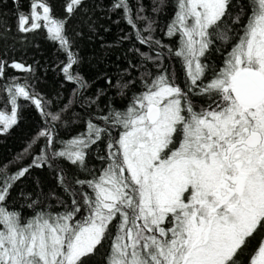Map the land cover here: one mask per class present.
Returning a JSON list of instances; mask_svg holds the SVG:
<instances>
[{
	"label": "snow or ice",
	"instance_id": "snow-or-ice-1",
	"mask_svg": "<svg viewBox=\"0 0 264 264\" xmlns=\"http://www.w3.org/2000/svg\"><path fill=\"white\" fill-rule=\"evenodd\" d=\"M12 4L74 87L56 107L9 79L31 65L0 58V136L24 104L43 120L0 164V264H264V0H111L131 55L91 80L67 31L86 0L61 18L53 0Z\"/></svg>",
	"mask_w": 264,
	"mask_h": 264
},
{
	"label": "trees",
	"instance_id": "trees-1",
	"mask_svg": "<svg viewBox=\"0 0 264 264\" xmlns=\"http://www.w3.org/2000/svg\"><path fill=\"white\" fill-rule=\"evenodd\" d=\"M53 2L55 16L63 17L65 15L62 10L63 0H53ZM21 3L23 10L26 11L29 0H21ZM143 3L149 6L151 0H143ZM110 6L111 0H86L83 11L72 18L67 26L68 34L74 42L73 50L84 60L77 71L89 80L96 77L97 73L107 72L115 75L125 66V57L131 55L127 52L131 42H122L120 39L131 29L121 18V14L111 11ZM148 14H151L150 8ZM170 15V9L166 14H161V24ZM16 23L17 13L12 0H3V4H0V58L9 63L13 60L23 62L35 69L34 77L8 69L9 79L15 78L20 82L28 79L36 91L45 99L53 100L56 107H59L67 102L74 87L63 81L57 67L65 60L64 54L59 50L57 42L47 38L46 29L22 34L17 31ZM213 59H216L215 54ZM97 83L102 84L103 81L97 80ZM93 91L95 85L86 95H91ZM3 96L4 93L0 91V110H4ZM76 110L82 111L79 107ZM42 126L43 120L39 113L34 107L24 104L18 126L14 127L10 134L0 136V164H8L18 157L36 137ZM77 128L82 129V125L74 126L72 134H75ZM61 134L70 138L63 131ZM27 162V159L23 161V163ZM92 163L98 162L92 161Z\"/></svg>",
	"mask_w": 264,
	"mask_h": 264
}]
</instances>
